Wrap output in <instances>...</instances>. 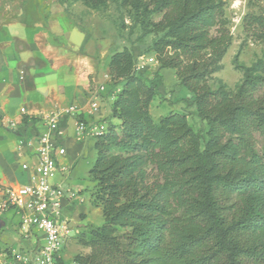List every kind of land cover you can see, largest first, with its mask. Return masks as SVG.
Here are the masks:
<instances>
[{
  "label": "trees",
  "instance_id": "obj_1",
  "mask_svg": "<svg viewBox=\"0 0 264 264\" xmlns=\"http://www.w3.org/2000/svg\"><path fill=\"white\" fill-rule=\"evenodd\" d=\"M68 1L112 3L130 12L140 38L151 35L140 54L127 44L109 56L105 91L120 86L110 104L118 123L93 138L87 172L104 222L78 227L75 242L90 251L73 262L264 264V59L242 66L233 90L208 82L232 40L225 0ZM248 5L258 8L244 15V30L264 44V0ZM142 54L156 59L152 77L135 70ZM166 68L194 94L199 127L184 111L151 116Z\"/></svg>",
  "mask_w": 264,
  "mask_h": 264
},
{
  "label": "crops",
  "instance_id": "obj_2",
  "mask_svg": "<svg viewBox=\"0 0 264 264\" xmlns=\"http://www.w3.org/2000/svg\"><path fill=\"white\" fill-rule=\"evenodd\" d=\"M3 3L0 7V184L17 187L29 176L20 165H32L36 161L35 143L18 148L19 139L35 140L45 116L55 110L71 105L88 109L92 91L110 82L108 60L114 49L105 48L106 39L96 40L73 24L66 13L45 5L41 7L36 0H3ZM32 12L35 17H29ZM24 14H29L26 19H22ZM59 17L65 25L58 21ZM70 29L84 34L79 44L62 38ZM119 88L114 86L112 91L98 94V110L91 116L85 114V118L99 121L104 127L117 124L118 120L110 116V104L113 91ZM8 120L17 123L15 131L7 127ZM61 125L66 141L74 131L73 119L64 114ZM62 161L63 156H58V163ZM81 214L84 217V212ZM13 216L17 217L13 212L0 215V226ZM22 241L29 249L34 240ZM81 247L82 251L76 254L90 251L88 247ZM72 264H76L73 258Z\"/></svg>",
  "mask_w": 264,
  "mask_h": 264
},
{
  "label": "rangeland",
  "instance_id": "obj_3",
  "mask_svg": "<svg viewBox=\"0 0 264 264\" xmlns=\"http://www.w3.org/2000/svg\"><path fill=\"white\" fill-rule=\"evenodd\" d=\"M249 1L251 0H225V15L228 21V28L232 34V40L226 53L219 61L218 70L208 80L209 83L215 85L222 83L233 90L242 79V66L256 68L260 61L264 59V44L254 40L250 33L244 30V15L258 8L257 6L248 5ZM36 2L41 7L45 5L47 8L57 9L61 13H66L70 16L73 24L80 27L84 32L92 34L96 40L100 38L106 39L108 42L105 48L107 49L110 47L112 49H121L128 44L136 54H140L150 42L151 35L143 38L139 37L141 33L140 27L133 22L130 12L127 10L119 11L112 3L93 10L80 1L36 0ZM3 6V0H0V7ZM45 12L41 15L44 16ZM29 14V17H35L33 12ZM28 15L24 14L22 19H26ZM152 18L158 19L159 15L154 14ZM58 19L62 26L65 25L63 18L59 17ZM83 37L84 34L81 31L70 29L65 32L62 38L79 44ZM106 63L107 59L105 60ZM156 67L157 65L149 66L141 73V76L152 77L155 74ZM156 80L159 82L157 93L150 103V114L153 119L157 121L160 116L170 111H184L189 114L190 123L195 128L199 127L201 123L193 116V106L190 103L194 99V94L187 87L179 84L174 70L167 68L160 70L159 77H156ZM107 83L110 86V82ZM113 123L117 122L114 121ZM68 138L66 141L64 138L66 153L63 155L61 163L66 167V174L62 176L57 173L53 177V181H63L64 185L74 191H78L79 200L74 201L70 207L65 208L63 216L69 220L71 218L74 219L78 227L88 223L101 225L104 222V217L101 208L91 202V192L94 184L89 180L87 174L96 158L94 140L78 141L74 139L73 133L72 135L70 133ZM78 146L80 147L78 148ZM83 212L85 214L84 217L81 214ZM17 222L18 218L13 216L7 223H2L0 226V247L2 249L14 247L17 250H27L17 233ZM78 227L72 226L69 242L61 253L62 258L68 264H72L73 255L82 251V247L75 243L74 238L79 231ZM37 234L41 238L42 233L38 232Z\"/></svg>",
  "mask_w": 264,
  "mask_h": 264
},
{
  "label": "built area",
  "instance_id": "obj_4",
  "mask_svg": "<svg viewBox=\"0 0 264 264\" xmlns=\"http://www.w3.org/2000/svg\"><path fill=\"white\" fill-rule=\"evenodd\" d=\"M153 56L139 55L135 64L136 71H143L155 65ZM105 91L100 84L92 91L88 109L68 106L55 110L44 118L43 128L36 134L35 140L20 138L18 148L32 146L35 143V163H22L23 171H28L27 180L17 187L0 184V215L13 212L17 216V233L21 239H33L26 251L14 247L0 252V264H68L61 257V252L70 239L69 219L63 216V210L78 200V191L64 185L63 181H53L60 173L66 174V167L58 163V156L66 153L64 130L61 125L63 115H68L74 122V139L81 141L88 137L103 135L107 131L99 121L85 118L99 108L98 94ZM118 92L114 90V93ZM8 128L15 131L17 123L5 121ZM76 230V229H75ZM38 232L42 233L41 238Z\"/></svg>",
  "mask_w": 264,
  "mask_h": 264
},
{
  "label": "water",
  "instance_id": "obj_5",
  "mask_svg": "<svg viewBox=\"0 0 264 264\" xmlns=\"http://www.w3.org/2000/svg\"><path fill=\"white\" fill-rule=\"evenodd\" d=\"M69 226H70V227H72V226H74V227H78V224H77L76 222H74L73 220H70V221H69Z\"/></svg>",
  "mask_w": 264,
  "mask_h": 264
}]
</instances>
